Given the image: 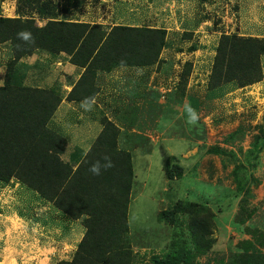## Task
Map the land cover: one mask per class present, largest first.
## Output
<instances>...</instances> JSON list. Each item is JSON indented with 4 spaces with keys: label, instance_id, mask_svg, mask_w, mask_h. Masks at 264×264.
<instances>
[{
    "label": "rangeland",
    "instance_id": "rangeland-1",
    "mask_svg": "<svg viewBox=\"0 0 264 264\" xmlns=\"http://www.w3.org/2000/svg\"><path fill=\"white\" fill-rule=\"evenodd\" d=\"M0 17L34 19L39 27L55 20L85 25L59 56L41 45L20 57L14 66L22 65V80L8 77L11 43L0 44V86L48 93L42 102L54 101L56 122L50 118L46 127L58 133V146L67 137L62 129L72 149L80 146L94 163L103 150L128 156L129 185L107 189L126 205L131 264H264V146L252 149L264 134V0H0ZM93 46L84 58V47ZM123 60L133 64L113 65ZM241 60L253 61L249 72L258 81L218 84L219 75L243 67ZM86 98L95 119L70 129L75 121L64 115ZM58 146L55 165L42 155L52 153L47 142L35 149L36 162L57 169L50 171L64 186L70 178L59 163L74 151ZM0 150L23 162L11 148ZM124 164L112 169L119 180H126ZM53 182L46 177L40 188ZM61 195L44 198L13 176L0 183V264L72 258L87 215L71 198L57 200Z\"/></svg>",
    "mask_w": 264,
    "mask_h": 264
},
{
    "label": "trees",
    "instance_id": "trees-1",
    "mask_svg": "<svg viewBox=\"0 0 264 264\" xmlns=\"http://www.w3.org/2000/svg\"><path fill=\"white\" fill-rule=\"evenodd\" d=\"M75 24L77 23L55 20L39 27L36 25L34 19L27 18L21 20L20 18L0 17V44L6 45V42L11 43L8 46L10 52L9 59L11 60L8 63V77H18L21 79L24 69L18 68L22 65H19L20 63L16 66L14 65L19 61L20 57L30 54L32 48H42L41 45H43L44 49L51 52V54L53 53L51 55L53 57L59 56L56 53L62 52L63 45L67 41L73 45L76 44L79 41L77 35L83 33L82 28H85V25L75 26ZM114 29L117 30L118 28ZM118 30L125 35L130 34L124 27ZM24 32L30 33V38L25 39L20 35ZM96 34L98 33L96 32ZM161 46L163 47L164 45H157L156 49L159 50ZM260 48L262 51L264 50L263 45H260ZM94 50V46L91 50H87L84 47L83 57L88 58L90 56L89 53ZM75 57L78 59L79 52L75 53ZM219 57L217 62L222 61ZM251 59L253 58L251 57ZM151 62H153V59H151ZM71 63L76 66L85 67V63L80 64L75 59ZM128 63L133 64L130 61L123 60L121 62H114L113 65H125ZM88 64L89 62L86 64V67ZM241 65L243 67L237 69L235 73L219 75L218 79H221V81L218 84L235 79L242 80L243 82L255 81L257 78L253 76V72H249V69L254 66L253 61L247 60L245 62L241 60ZM254 71L256 70L254 69ZM44 93L48 94L41 89L0 86V148L9 147L14 156L18 158H20L19 156H23V162L17 164L15 161L8 159L7 155L0 154V183L2 185L7 184L13 176L19 178L25 184L32 186L34 190H40L44 198L53 199L61 192L63 195L58 197L57 200L62 201L64 197H67L69 200L71 198L79 214L87 215L84 223V237L78 243L72 259L58 264H131L132 253L129 246L123 241V234L128 230L125 217L126 205L118 200L119 197L111 195V191L108 190L109 188L120 190L129 185L130 162L128 156H122L121 152L117 150H110V152L103 150L105 155L104 153L100 155L102 160L100 158L96 160L100 164L102 162L101 173L100 175H93L89 171L90 166L94 163L91 153L84 157L83 149L77 150L80 146H76L77 148L75 147V151L73 150L74 152L72 151L73 153L70 155L73 163H80L74 171L76 176L72 175L74 173L72 171L73 165L69 162L59 163V171L64 173L65 177L70 178L64 179L65 185L66 181H70L71 183L68 184L65 191L62 190L65 187V185L63 186L62 179H56V175L50 171L52 170L56 173L58 172L57 169L49 166L37 168L35 149L38 154V146L47 142L49 147H52V153L44 152L42 155H47L46 158L49 160V163L55 165L57 159L53 155L57 152L53 148L58 146L59 142L56 137L58 133L53 132V130L49 132V129L46 127L55 111L56 104L53 105V100L47 99L42 102V97L47 96ZM50 123H48V126ZM85 133L87 132L85 131ZM254 142L252 149L257 146H262L263 148L264 134L261 137L256 136ZM68 144H70L69 139L63 138V144L58 146V150L65 151L66 147H71ZM76 150L80 151L81 156L77 154ZM251 150H249L250 154ZM214 152L217 153L218 150L214 149ZM105 156L111 159L112 167H103L106 163ZM252 159H257L255 152ZM122 162H125L126 180H119L120 177L116 178L114 170H112L118 169L119 165L122 167ZM83 170H85V173H82ZM20 172H23L25 175V180L20 177ZM46 177L54 181L50 185V190L46 188L41 189ZM106 180H109V182L105 185L104 181ZM77 184H80V186H77ZM71 189L73 191H70ZM64 215L66 216V214ZM175 264H178V262Z\"/></svg>",
    "mask_w": 264,
    "mask_h": 264
},
{
    "label": "clouds",
    "instance_id": "clouds-1",
    "mask_svg": "<svg viewBox=\"0 0 264 264\" xmlns=\"http://www.w3.org/2000/svg\"><path fill=\"white\" fill-rule=\"evenodd\" d=\"M20 35H21L23 38H25V39L30 38V36H31V34H30V33H27V32L21 33ZM59 54H62V52H60ZM71 89H72V88H71ZM92 102L94 103V99H93ZM79 103H81V106H82L85 110H90V108H91V104L89 103V101H88L87 98H86L85 101H83V102L81 101V102H79ZM76 104H78V102L75 100V101H72L70 105H76ZM189 111H190L191 119L195 120V119H196L195 112H194L193 110H191V109H190ZM54 112H55V111H54ZM68 113L72 114L71 119H72V122H73V119L75 118V115H74L72 112H68ZM64 117H65V118H68L69 116H68V114H66V115H64ZM88 117H90V116H88ZM51 120H53V118H51ZM55 121H56V120H55ZM81 122H83V120H82ZM73 123L75 124V123H77V122H73ZM88 123H89V122H88ZM88 123H87V125L85 126V128L89 127V126H88ZM71 126H72V125H71ZM71 126H70V127H71ZM79 128H80V126L76 127L75 129L78 130ZM59 130H60V132L62 133V135L67 136L66 139L68 140V139H69V136L67 135L66 131H64V130H62V129H59ZM68 145H70V144H68ZM67 148H69V149L71 150V152L73 151L72 147H67ZM64 153H65V151H63V154H64ZM70 157H71V156H70ZM104 159H105L106 163L103 165V167H104V168H110V167H112L111 159H110L109 157H107V156H105ZM67 162H69V163L71 164L72 159H71L70 161H67ZM78 166H79V163L76 164V166H74L75 169H76ZM101 167H102V166H101L100 162H99V161H96L95 163H93V164L90 166L89 171H90L93 175H100V173H101ZM70 191H73V190L71 189ZM83 228H84V226H83ZM84 232H85V228H84V231H83L81 234H79V235L77 236V239L75 240V242H77V244L75 245V246H76V249H77V245H78V243H79V242L83 239V237H84ZM66 241H67V240H66ZM66 241L63 242V243H64V244H67ZM68 245H69V244H68ZM76 249H75L74 253L76 252ZM74 253H73V255H74ZM72 257H73V256H72ZM71 259H72V258H71ZM71 259H70V260H71ZM61 262H62V261H61Z\"/></svg>",
    "mask_w": 264,
    "mask_h": 264
},
{
    "label": "crops",
    "instance_id": "crops-1",
    "mask_svg": "<svg viewBox=\"0 0 264 264\" xmlns=\"http://www.w3.org/2000/svg\"><path fill=\"white\" fill-rule=\"evenodd\" d=\"M51 58H52V57H51ZM81 70H84V69H81ZM75 78H77V77H75ZM59 111H60V109H59L57 112H59ZM57 112H56V113H57ZM68 112H72V113L75 115V118L73 119V121H75V122L82 121L84 117H85V118H89V119L91 118L92 121H93V119H95V118H93V116L97 114V110H96L95 107L93 108V107L91 106L90 110H85V109L81 106V103H78V104H76V105H70V106H69V109H68ZM68 112H67L66 114H68ZM87 114H90V117L85 116V115H87ZM89 119H88V121H90ZM52 122L55 123L56 121H53V120H52ZM74 125H75V124H73V125L70 127V129L73 128Z\"/></svg>",
    "mask_w": 264,
    "mask_h": 264
}]
</instances>
